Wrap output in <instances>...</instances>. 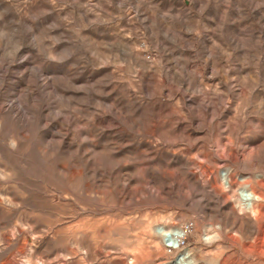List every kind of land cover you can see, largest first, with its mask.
Masks as SVG:
<instances>
[{
  "label": "rangeland",
  "instance_id": "374dc122",
  "mask_svg": "<svg viewBox=\"0 0 264 264\" xmlns=\"http://www.w3.org/2000/svg\"><path fill=\"white\" fill-rule=\"evenodd\" d=\"M260 238L264 0H0V264H259Z\"/></svg>",
  "mask_w": 264,
  "mask_h": 264
},
{
  "label": "bare ground",
  "instance_id": "6f19581e",
  "mask_svg": "<svg viewBox=\"0 0 264 264\" xmlns=\"http://www.w3.org/2000/svg\"><path fill=\"white\" fill-rule=\"evenodd\" d=\"M236 182V181H235ZM234 182V183H235ZM233 183V178L232 177H228L227 178V184L228 185H231ZM233 183V184H234ZM243 192H246V194H245V196L247 197V199H248V210L249 211H255V212H257L256 210H255V206H254V204H255V201H257L258 200V195H256L253 191H249V190H244ZM259 226H261V225H259ZM257 229L259 230V228L257 227ZM262 230L263 229H261V232H262ZM160 231L161 232H165V230H164V228H161L160 229ZM258 234V233H257ZM260 234V233H259ZM171 235H172V237H173V240H174V242L176 243V244H178V246H180L181 245V241H182V239H185L186 238V232L184 231V229L183 230H180V229H175V230H173L172 232H171ZM256 248V250H257V255H263L262 253L264 252L263 250V248H264V238H260L259 239V241L257 242V244H256V246H255ZM185 255V254H184ZM183 255V256H184ZM186 256V255H185ZM259 257V256H258ZM227 259H229V258H227ZM263 259V258H262ZM225 261V260H224ZM231 261V260H230ZM256 263H258V262H255V263H253V264H256ZM264 263V260H263V262H261V263H259V264H263ZM223 264H228V261H226V262H223ZM241 264H243V263H241Z\"/></svg>",
  "mask_w": 264,
  "mask_h": 264
},
{
  "label": "built area",
  "instance_id": "2783aa9c",
  "mask_svg": "<svg viewBox=\"0 0 264 264\" xmlns=\"http://www.w3.org/2000/svg\"><path fill=\"white\" fill-rule=\"evenodd\" d=\"M192 227H193V223L191 222V223H187L186 225H185V229H184V231L186 232V235H187V232L188 231H190L191 229H192ZM182 241H184V239H182ZM181 241V242H182ZM174 246V245H173Z\"/></svg>",
  "mask_w": 264,
  "mask_h": 264
}]
</instances>
